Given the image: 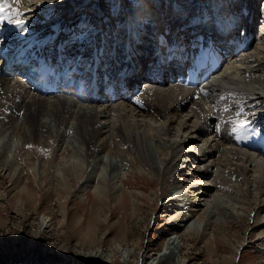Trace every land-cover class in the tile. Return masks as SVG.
Here are the masks:
<instances>
[{
	"label": "bare ground",
	"instance_id": "6f19581e",
	"mask_svg": "<svg viewBox=\"0 0 264 264\" xmlns=\"http://www.w3.org/2000/svg\"><path fill=\"white\" fill-rule=\"evenodd\" d=\"M139 1L142 7L148 4ZM214 1L218 4L215 8H221L219 0ZM8 2L9 14L18 10L24 28L17 27L14 20L0 22V188H9L10 193L18 188V192L27 195L28 201L31 199L28 192L21 190H27L30 185L22 181L25 171L15 154L20 139L25 143L43 142L47 146L50 141L53 146L65 143L80 151L89 166L108 169L113 178H121L124 184L128 183L127 177L141 180L136 186L141 192L129 200L148 201L144 193L150 189L151 199L160 204L157 220L160 212L167 216L162 229L157 227L165 235L161 249L148 254L147 246L144 250L141 247L134 256L135 250L126 247L122 261L167 264L174 250L179 249L174 264H189L183 251L188 238L199 235L207 241L206 248H210L211 241L216 239L213 227L217 223L245 216L251 229L247 237L244 233L233 257L249 244L248 248L254 249L250 251L254 259L250 264L256 258L264 263V0H258L255 5L254 0H242L251 11H255L257 4L262 6L263 19L254 38L251 34L254 16L249 18L251 23L248 18H243L242 23L237 20V30L242 27L243 36L238 33V38L229 42L214 38L207 31L208 35L205 32L193 35L190 39L193 43L177 44L175 48L170 37L160 33L158 43L169 41L162 45V52L177 55L170 67L166 68L164 61L155 64L147 60L145 70L143 45L135 44L130 48L133 57H125L100 72L99 81L113 88L103 86L101 90L86 87L83 77L84 70L88 73L86 78L91 76L93 56L101 60L97 49L91 52L90 47L82 53L86 42L95 38L85 37L67 53L68 40L76 35L65 36L66 42L58 41L55 47L67 57L52 67L46 62V56L54 49L51 46L56 42V21L60 17L37 24L38 17L46 10L72 2L76 3L70 8L73 11L81 8L82 1ZM159 3L142 9V20L156 25L185 21L177 19L178 14H170L166 1L159 0ZM161 8L165 14L158 13ZM71 12L62 17L68 20ZM98 16L103 17L102 13ZM139 16L137 13L136 17ZM45 27L56 33L55 37L51 31L50 34L43 32ZM225 27L229 29L231 24ZM109 29L108 35L116 39L119 30ZM220 36L229 35L222 31ZM248 36L254 39L252 43L246 41ZM139 41L145 42L140 35ZM57 52L52 55L53 61ZM185 52L192 60V67L183 69L179 63L187 59ZM213 56L216 62L210 59ZM21 66L20 76H13ZM168 69H173L171 74L166 73ZM241 120L247 121L248 127L234 131ZM8 140L15 144H5ZM88 174L77 187L80 193L76 195L96 187L93 183L98 176ZM62 179L58 186L71 185L65 181L68 178ZM32 182L37 184L36 177ZM54 185L46 182L47 190ZM120 198L125 195L116 198L117 209L124 203ZM160 198L165 199L159 202ZM14 205L21 208L20 204ZM51 220L49 215L38 217L36 236L41 227L43 230L51 226ZM56 249L57 254L66 256L65 251ZM78 253L88 259L102 255L97 251ZM237 263L241 264L240 260Z\"/></svg>",
	"mask_w": 264,
	"mask_h": 264
},
{
	"label": "rangeland",
	"instance_id": "374dc122",
	"mask_svg": "<svg viewBox=\"0 0 264 264\" xmlns=\"http://www.w3.org/2000/svg\"><path fill=\"white\" fill-rule=\"evenodd\" d=\"M76 1L79 3L82 1V7L87 8L86 4L83 5L87 0ZM91 1L88 0L87 4ZM122 1L125 3V0ZM207 1L176 0L174 3H177L174 10L171 8V13L176 11L175 15H182L190 8L204 11L206 6L204 4ZM151 2L154 0H150ZM74 4L76 3L69 2L55 7L58 9L57 11L54 8L46 10V12L42 11L45 13L38 17L37 24L40 23V20L45 19L44 15L48 14L50 19L58 16L60 17L58 19L64 18L67 13L72 11L70 8ZM151 5L153 6L152 3ZM111 6L118 8L120 0L108 1L104 8L111 10ZM143 7V9H147L149 4ZM83 12L82 19L73 23L79 44L84 37L85 30L82 28L94 29L92 25L88 24L89 18L86 17V12ZM262 12L260 14H263ZM63 14L64 17H62ZM141 24L140 20L136 23L137 26ZM67 29V26L64 27V31ZM43 30L46 31V27ZM253 41L250 39V43ZM5 144L11 146L15 143L8 140ZM17 148L15 154L18 156V161L21 162L20 166L25 171L22 181H26L30 185L27 190H21H25L24 193L28 192L31 199L28 201L27 195L18 192V188L11 193L8 191L9 188H0V198H2L0 200V264H135V260L132 259L127 263L121 260L125 250H128L126 247H132L133 251L135 250L134 256L141 247L144 250L147 246L148 254L161 249L165 235L157 227L161 228L162 223L167 221V216L160 212L161 217H159V221L157 220L160 204L156 205L151 199L152 190L147 189L144 193L148 201L146 199L129 200L133 195L138 197L137 194L141 192V188L136 186L141 183V180L134 181L133 177H127L128 183L124 184V180L121 181V178H113L108 169H101L95 165L89 166L80 151L77 152L70 146H66L65 143L53 146L50 141L47 146L43 142L28 141L25 143L20 139ZM89 172L94 177L98 176V180L93 183L97 188L93 186L81 190L86 191L85 194L76 195L80 193L77 187L82 185L81 183L89 175ZM33 177H36L37 184H33ZM62 178H68L65 181L71 185L58 186ZM46 182H52V185L55 183L54 186L48 187L52 192L47 190ZM123 195L125 198H120V200L124 203H121V208L117 209L115 200L118 196ZM98 198L105 202L99 201ZM164 199L160 198L159 202ZM14 204H20L21 208ZM42 215L52 217V224L47 229L42 230L41 227L40 234L36 236L38 217ZM250 226L245 216L232 222L217 223L213 227L216 242L215 240L211 241L210 248H206L207 241H203L199 235H193L185 241L184 256L189 264H238V260L241 264H250L254 260L250 251H254V249L252 247L249 249V244L244 247L242 253L237 254L240 255L239 257L237 255L233 257L236 246L244 233L245 237L248 236ZM157 233L160 234L159 238H156ZM56 248L65 251L66 256L57 254L55 251L58 249ZM82 250L97 251L102 255L99 258L88 259L78 253ZM178 250H174L171 255L173 257L168 259L167 264H174L173 260L176 259ZM253 264L264 263L256 258Z\"/></svg>",
	"mask_w": 264,
	"mask_h": 264
},
{
	"label": "snow or ice",
	"instance_id": "6c2138e0",
	"mask_svg": "<svg viewBox=\"0 0 264 264\" xmlns=\"http://www.w3.org/2000/svg\"><path fill=\"white\" fill-rule=\"evenodd\" d=\"M10 9L11 5L9 4L8 0H0V22L14 20L16 26L23 29L24 21L20 19L21 13L18 10H12L11 14H9ZM247 127V121L241 120L238 127L235 128L234 131L239 132L242 129H246Z\"/></svg>",
	"mask_w": 264,
	"mask_h": 264
}]
</instances>
